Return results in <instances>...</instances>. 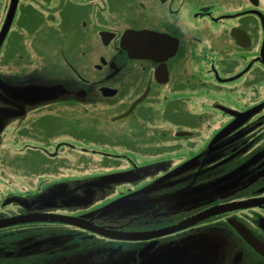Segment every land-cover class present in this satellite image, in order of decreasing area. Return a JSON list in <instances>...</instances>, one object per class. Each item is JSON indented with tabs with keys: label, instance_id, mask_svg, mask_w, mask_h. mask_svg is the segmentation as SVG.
<instances>
[{
	"label": "flooded vegetation",
	"instance_id": "obj_1",
	"mask_svg": "<svg viewBox=\"0 0 264 264\" xmlns=\"http://www.w3.org/2000/svg\"><path fill=\"white\" fill-rule=\"evenodd\" d=\"M34 1L67 36L48 72L0 58V264H264V0ZM19 2L0 54L26 43ZM110 106L117 143L92 141ZM69 153L125 165L44 180ZM13 163L43 179L12 192Z\"/></svg>",
	"mask_w": 264,
	"mask_h": 264
},
{
	"label": "rangeland",
	"instance_id": "obj_2",
	"mask_svg": "<svg viewBox=\"0 0 264 264\" xmlns=\"http://www.w3.org/2000/svg\"><path fill=\"white\" fill-rule=\"evenodd\" d=\"M19 6L24 3H27L28 1L33 2L29 7L23 8L22 15L25 20L23 22L22 26L25 27L24 29H21L22 33L25 35L26 45L22 43L21 38L19 39V43L16 46V48H13L12 46H8V37L4 43V45L1 48V54L0 58H4L8 65V53L10 51H13L15 58L18 59V61H24V60H35L37 57L41 58L46 64L45 70L48 72L49 68H51L52 60L51 57L54 52H59V47L64 44V40L66 39L65 36H67V32L60 31L59 33L55 34L54 28L52 26V21L47 18V21L44 23V26L41 27V20L37 16V9L35 8L34 4H37L34 0H19ZM9 0H0V15H3L4 10L7 9V14L9 15L11 13V10L15 8V6H11L7 8ZM18 3V1H17ZM52 3V0H51ZM18 4L16 5L17 8ZM15 10V9H14ZM13 10V11H14ZM36 25L39 26L38 30H35L37 28ZM16 27V24H14ZM41 27V28H40ZM12 27H10L8 22V32ZM27 29V30H26ZM34 29V30H31ZM15 30V29H14ZM37 35L39 37H37ZM94 38L91 40L92 43H94ZM30 43L33 46H36L37 44L41 45L42 49L40 51V54L32 55V53L29 51V45ZM67 46V45H64ZM19 58H22V60H19ZM1 61V59H0ZM1 65V63H0ZM2 66V65H1ZM0 66V67H1ZM18 70V69H17ZM61 70V68H60ZM20 74V71H17ZM6 73L8 76V72H2ZM14 75H17L15 73ZM107 103H104V108L106 107ZM106 110V109H105ZM117 113V110L115 107H109L107 113H102L101 115H98L95 111V108L92 109V111L89 113L90 119H92L95 123L89 128L92 132L91 138L92 141L98 142V143H107L103 142L102 140H108V143H117L115 140H111L116 138L114 133H111V130H114V128L111 125H107V121L112 115H115ZM173 129V128H172ZM74 130L77 133H80L79 128H74ZM103 146L101 144H94L93 148H102ZM108 148H114L119 151L117 146L115 145H109ZM105 151H108L107 149H104ZM109 152V151H108ZM249 153V152H248ZM179 155V154H177ZM67 158L60 161V169L57 176L49 175L47 177H43L44 180L47 181H53V180H60V181H69V180H76L79 182H83L86 178H99L105 173L108 172H114L120 168H123L125 165L124 163L113 161L112 159H104L100 156L93 155V156H86L81 157L77 153H69L65 155ZM14 162V161H12ZM16 163V162H15ZM8 164V189H10L14 193H18L21 190H25L29 186H35L40 183V180H37V177L26 175L24 172L23 167H19V165ZM229 165H227L228 167ZM229 169H224L223 173L227 174ZM213 180V179H212ZM210 180V181H212ZM149 180H147L145 183H148ZM113 185H117L115 182ZM133 186H122L117 185L114 190H107L104 198L109 200L117 195L128 192L127 188H132ZM156 191H150L148 196L144 199H148L150 197H155ZM102 194V192H100ZM100 196V195H97ZM125 196V195H124ZM68 215V213H65Z\"/></svg>",
	"mask_w": 264,
	"mask_h": 264
},
{
	"label": "water",
	"instance_id": "obj_3",
	"mask_svg": "<svg viewBox=\"0 0 264 264\" xmlns=\"http://www.w3.org/2000/svg\"><path fill=\"white\" fill-rule=\"evenodd\" d=\"M15 2H16V0H12V3H13V4H14ZM133 36H134V32H132V31H128V32H126V33L124 34L122 41H123L124 43H126V42L129 43L127 47H129L130 44L132 43ZM127 50L131 51V49H127ZM208 213H210V212H208ZM202 216H203V215H200V216H198V217H195V218L189 220V222H191V221H195L196 219H199V218L202 217ZM60 218L65 219V218H63V217H60ZM189 222H188V223H189ZM185 223H186V222H185ZM185 223H184L183 225H185ZM180 227H182V225H178V226H176V227L169 228V229H167V231H164V232H161V233H170V232L176 231V230L179 229Z\"/></svg>",
	"mask_w": 264,
	"mask_h": 264
}]
</instances>
